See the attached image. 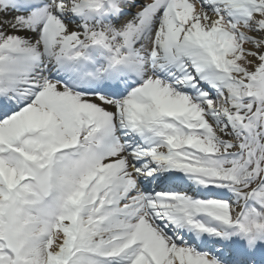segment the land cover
I'll return each instance as SVG.
<instances>
[{
  "label": "snow or ice",
  "instance_id": "1",
  "mask_svg": "<svg viewBox=\"0 0 264 264\" xmlns=\"http://www.w3.org/2000/svg\"><path fill=\"white\" fill-rule=\"evenodd\" d=\"M0 264H264V0H0Z\"/></svg>",
  "mask_w": 264,
  "mask_h": 264
}]
</instances>
